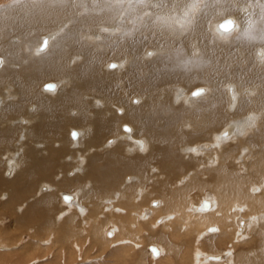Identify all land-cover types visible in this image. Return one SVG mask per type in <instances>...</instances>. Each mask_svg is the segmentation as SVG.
I'll use <instances>...</instances> for the list:
<instances>
[{"label":"bare ground","instance_id":"obj_1","mask_svg":"<svg viewBox=\"0 0 264 264\" xmlns=\"http://www.w3.org/2000/svg\"><path fill=\"white\" fill-rule=\"evenodd\" d=\"M0 56V264H264V0H0Z\"/></svg>","mask_w":264,"mask_h":264},{"label":"rangeland","instance_id":"obj_2","mask_svg":"<svg viewBox=\"0 0 264 264\" xmlns=\"http://www.w3.org/2000/svg\"><path fill=\"white\" fill-rule=\"evenodd\" d=\"M47 35H49V34H47ZM12 41H15V40H12ZM39 51V50H38ZM39 52H41V51H39ZM43 52V51H42ZM1 57V56H0ZM2 58V57H1ZM50 81H52V80H50ZM41 85V84H40ZM40 85H39V94H42L43 95V93L41 92V89H40ZM65 89L63 88L61 91H60V94L64 91ZM172 90V89H171ZM59 94V95H60ZM58 95V96H59ZM49 96H51V95H49ZM124 132V131H123ZM132 134V133H131ZM131 134H129L128 136H130ZM35 142V141H34ZM37 143H39L40 141H36ZM72 203H74V202H72ZM71 203V204H72ZM11 216V215H10ZM11 217H14V216H11ZM12 228V229H11ZM12 231V230H15V231H13V235H16V234H18V232H20L21 230H19L18 229V226L16 225V227L15 226H13V225H11L10 227H9V231ZM14 241V240H13ZM14 243L16 244V242L14 241ZM152 251V250H151ZM152 253L154 254V252L152 251ZM103 254V253H102ZM98 255V254H97ZM155 255V254H154ZM154 257V256H153ZM81 263H84V262H81ZM89 263V262H88ZM87 263V264H88ZM84 264H86V263H84Z\"/></svg>","mask_w":264,"mask_h":264},{"label":"water","instance_id":"obj_3","mask_svg":"<svg viewBox=\"0 0 264 264\" xmlns=\"http://www.w3.org/2000/svg\"><path fill=\"white\" fill-rule=\"evenodd\" d=\"M229 26V24H223V28H227ZM47 86V88H53L54 87V85L53 84H51V85H46ZM74 134H75V132H73Z\"/></svg>","mask_w":264,"mask_h":264},{"label":"snow or ice","instance_id":"obj_4","mask_svg":"<svg viewBox=\"0 0 264 264\" xmlns=\"http://www.w3.org/2000/svg\"><path fill=\"white\" fill-rule=\"evenodd\" d=\"M76 135L78 136L79 134L78 133H76ZM194 151V150H193Z\"/></svg>","mask_w":264,"mask_h":264}]
</instances>
